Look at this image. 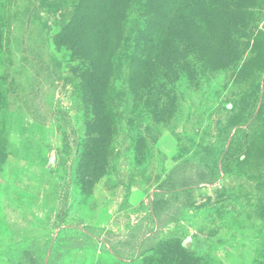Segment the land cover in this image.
<instances>
[{
  "label": "rangeland",
  "instance_id": "obj_1",
  "mask_svg": "<svg viewBox=\"0 0 264 264\" xmlns=\"http://www.w3.org/2000/svg\"><path fill=\"white\" fill-rule=\"evenodd\" d=\"M0 264H264V0H0Z\"/></svg>",
  "mask_w": 264,
  "mask_h": 264
},
{
  "label": "trees",
  "instance_id": "obj_2",
  "mask_svg": "<svg viewBox=\"0 0 264 264\" xmlns=\"http://www.w3.org/2000/svg\"><path fill=\"white\" fill-rule=\"evenodd\" d=\"M255 124H256V119L254 118V119L250 122V124H249V126H248V130L246 131V133H247V132H250L251 130H253ZM233 148H234V146L232 147V146L229 145L227 151L225 152V157H226V158H228V156L230 155V153L233 151V150H232ZM226 158H225V160H226ZM200 181H201V183H211V182H212V179H206V178L202 177V175H201V180H200Z\"/></svg>",
  "mask_w": 264,
  "mask_h": 264
}]
</instances>
